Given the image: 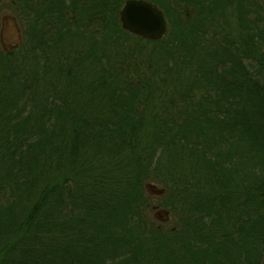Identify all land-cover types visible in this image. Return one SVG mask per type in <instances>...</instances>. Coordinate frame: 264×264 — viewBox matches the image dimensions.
I'll list each match as a JSON object with an SVG mask.
<instances>
[{
	"label": "trees",
	"instance_id": "1",
	"mask_svg": "<svg viewBox=\"0 0 264 264\" xmlns=\"http://www.w3.org/2000/svg\"><path fill=\"white\" fill-rule=\"evenodd\" d=\"M146 1L0 0V264H264V0Z\"/></svg>",
	"mask_w": 264,
	"mask_h": 264
},
{
	"label": "water",
	"instance_id": "2",
	"mask_svg": "<svg viewBox=\"0 0 264 264\" xmlns=\"http://www.w3.org/2000/svg\"><path fill=\"white\" fill-rule=\"evenodd\" d=\"M118 20L124 31L146 40H158L166 31L163 13L146 0H124Z\"/></svg>",
	"mask_w": 264,
	"mask_h": 264
},
{
	"label": "rangeland",
	"instance_id": "3",
	"mask_svg": "<svg viewBox=\"0 0 264 264\" xmlns=\"http://www.w3.org/2000/svg\"><path fill=\"white\" fill-rule=\"evenodd\" d=\"M19 31H21L19 21L10 9L2 6L0 8V48H14L20 40ZM149 49V44L144 45V48L137 53V58H140ZM146 190L149 193L150 204L148 210L149 216L153 219L152 221L158 226L169 227L172 224L169 213L159 205L158 196L160 195L161 186L158 183H150L146 185Z\"/></svg>",
	"mask_w": 264,
	"mask_h": 264
}]
</instances>
